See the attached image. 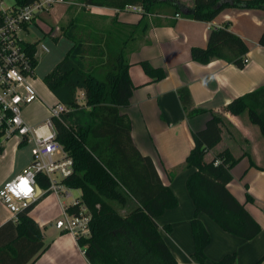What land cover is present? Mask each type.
Segmentation results:
<instances>
[{
    "label": "trees",
    "instance_id": "trees-1",
    "mask_svg": "<svg viewBox=\"0 0 264 264\" xmlns=\"http://www.w3.org/2000/svg\"><path fill=\"white\" fill-rule=\"evenodd\" d=\"M25 5L33 0H15ZM88 5L111 6L124 9L127 5H141L144 16L157 13L164 3L174 7L176 14L186 18L212 21L228 8L262 9L264 0H195L188 7L179 0H83ZM143 19V18H142ZM69 29V27H68ZM64 35L74 39L71 31ZM264 47V30L259 38ZM38 43L31 45L32 56L37 52ZM76 43L63 60L44 76L45 85L56 91L60 88H84L86 105L90 107L91 121L84 125L70 126L61 119H55L57 139L74 159L75 173L64 182L72 189L81 190L79 204L67 206L69 213H79L81 205L86 206L90 215L91 236H77V242L90 264H178L172 250L165 241L156 217L165 210L178 205V198L161 178L152 158L143 155L132 138V122L121 112L128 107L135 86L129 74L130 63L126 62L125 47L116 50L106 62H98L93 70L79 69L70 62ZM109 52V48H108ZM249 47L235 34L228 24L212 29L206 47L191 49L192 58L202 64L221 59L243 69L247 63ZM38 65V60L35 62ZM154 81L166 77L162 67H154L148 61L139 63ZM103 68L102 75L97 70ZM178 95L188 117L207 112L193 108L192 96L187 87H181ZM68 105L77 106L75 101ZM234 115L247 114L251 123L260 128L264 136V85L234 98L226 107ZM224 119L212 113L205 127L192 133L194 146L182 167L173 169V179L181 168H196L187 179V188L195 205L191 220L195 252L199 264L208 262L206 248L211 236L200 219L206 213L222 229L250 240L257 236L262 227L231 192L228 184L232 181V168L238 163L230 149L206 161V154L222 140ZM4 147L0 142V153ZM41 189L49 186V179L42 173L37 175ZM27 204L16 213L15 221H8L0 227V251L5 252L9 264H32L48 249L40 225L30 212L48 194ZM247 200L254 198L247 193ZM113 202L122 207L133 208L122 215ZM163 229L170 233L171 226ZM62 234L68 233L63 230ZM6 240V241H3ZM6 262L7 261H2ZM237 253L226 254L212 264H236Z\"/></svg>",
    "mask_w": 264,
    "mask_h": 264
},
{
    "label": "crops",
    "instance_id": "crops-1",
    "mask_svg": "<svg viewBox=\"0 0 264 264\" xmlns=\"http://www.w3.org/2000/svg\"><path fill=\"white\" fill-rule=\"evenodd\" d=\"M179 1L188 7L195 3V0ZM85 6L86 14L75 10L71 15L69 6L66 7L69 24L66 29L74 39L68 43L59 62L76 43L70 62L79 69L93 70L98 62H106L105 51L109 47L114 49L119 43H125V58L130 63L129 74L135 89L130 105L121 107V112L131 119L136 147L152 158L161 178L178 198L176 207L156 217L178 264H199L193 256L195 241L191 227L195 205L186 184L196 168H181L173 179L170 173L183 166L194 146L192 133L203 129L212 113L224 119L222 140L206 154L205 160H212L225 149H230L239 159L231 170L233 179L228 187L245 204L262 230L247 240L225 231L206 213H200L211 236L205 250L208 257L205 264L219 261L232 252L237 253L236 264H264V136L246 113L237 116L225 111L234 98L264 85V47L259 44L264 30V10L228 8L212 21H200L176 14L174 7L167 3L163 4L165 12L154 13L147 19L143 14L118 12L121 8L117 7ZM225 24L249 47L243 69L221 59L202 64L192 58L191 49L206 47L211 30ZM142 61L164 68L166 77L152 80L139 64ZM181 87L189 89L193 108L207 112L188 117L178 95ZM49 92L56 99L54 93ZM78 93L84 94V88L79 87ZM37 103L46 109L44 100ZM19 152V148L12 146L0 154V188L32 164L31 156L25 164H19ZM247 193L253 201L247 200ZM72 201L73 198L48 193L30 212L42 229L44 242L49 245L32 264H90L76 237L71 233L62 234L56 226V220L63 217L64 208ZM132 208L118 206L116 209L126 215ZM19 209L0 199V227L15 221ZM166 224L171 226L170 233L163 229ZM2 261L9 264L8 256L0 251V264H6Z\"/></svg>",
    "mask_w": 264,
    "mask_h": 264
},
{
    "label": "built area",
    "instance_id": "built-area-1",
    "mask_svg": "<svg viewBox=\"0 0 264 264\" xmlns=\"http://www.w3.org/2000/svg\"><path fill=\"white\" fill-rule=\"evenodd\" d=\"M65 3L72 2L33 0L19 5L15 0H0V142L4 151V145L8 141H13L15 149L30 146L32 157L29 167L0 188V199L20 209L46 192L54 193L60 198H73L70 205L79 204V198L74 197V189L64 182L65 178L75 173L74 159L57 139L55 126V119L62 120L63 113L70 109L57 101L45 104L48 117L42 122L31 123L24 116L26 107L42 102L36 88L37 67L34 63L38 60V46L37 52L32 56L30 47L35 42L27 40L25 36L29 34L36 19L43 18L51 9ZM120 11L145 14L141 5H127L122 10L118 9ZM62 31L61 25L56 22L51 25L49 34L57 39ZM39 173L49 179L47 188L39 187ZM67 206L63 210V217L56 220V226L75 237H90V215L86 206L81 205L79 213H69Z\"/></svg>",
    "mask_w": 264,
    "mask_h": 264
},
{
    "label": "rangeland",
    "instance_id": "rangeland-1",
    "mask_svg": "<svg viewBox=\"0 0 264 264\" xmlns=\"http://www.w3.org/2000/svg\"><path fill=\"white\" fill-rule=\"evenodd\" d=\"M11 2V0H7ZM72 3H65L60 4L51 9V11L44 15L42 18H38L35 20V22L31 25V29L29 34H27L25 37L27 40L32 42L38 43V65L36 68V88L40 95V98L44 100L48 105L53 104L54 102H57L56 99L63 102L68 106L70 109L69 112L63 113L62 120L70 126H79L87 124L91 121V115H90V107L86 105V98L85 95L82 93L77 94L78 86L76 85L74 88V93L72 94L71 90L69 88H60L56 91H52L56 97V99L51 96L49 92V88L45 87V83L43 81L44 76L48 74L50 71L54 69V67L59 63V59L61 58L62 54L68 47V43H70V38L65 36L64 33L57 39H54L51 37L49 32L51 31V25L53 23H60L62 26V30L65 31V29L68 27V17H65L66 7L69 6L68 12L69 15L72 14L75 10H81V13L86 14L85 10H87L85 3L83 0H70ZM67 4V5H66ZM159 12H165L163 10V5L157 8V13ZM80 18V17H78ZM144 18H148L147 16H144ZM74 25V21H73ZM125 41V40H123ZM121 47H125V43H119L114 49L109 47V52L105 51V59L107 60L109 57H112L114 52L118 50ZM97 75H102L103 68H99L97 70ZM77 94V95H76ZM76 95V96H75ZM75 101L77 106H69V101ZM24 116L27 119V121L31 123H39L44 121L47 117V111L43 104L41 103H32L28 107L24 109ZM13 145V141H8L5 143V150L11 149ZM30 155V146H23L20 148L18 162L19 164H25L28 157ZM74 195L80 196V190L75 189L73 190ZM113 205L115 208L119 206L118 203L113 202ZM121 208V207H120ZM126 208V207H125ZM128 208V207H127Z\"/></svg>",
    "mask_w": 264,
    "mask_h": 264
},
{
    "label": "water",
    "instance_id": "water-1",
    "mask_svg": "<svg viewBox=\"0 0 264 264\" xmlns=\"http://www.w3.org/2000/svg\"><path fill=\"white\" fill-rule=\"evenodd\" d=\"M40 193V189H38V194Z\"/></svg>",
    "mask_w": 264,
    "mask_h": 264
}]
</instances>
